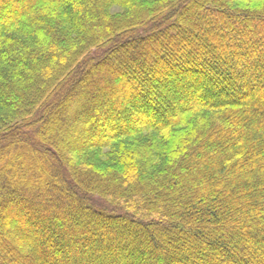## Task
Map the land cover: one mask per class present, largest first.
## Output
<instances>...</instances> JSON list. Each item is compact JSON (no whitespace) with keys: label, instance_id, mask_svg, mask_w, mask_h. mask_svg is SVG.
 <instances>
[{"label":"trees","instance_id":"1","mask_svg":"<svg viewBox=\"0 0 264 264\" xmlns=\"http://www.w3.org/2000/svg\"><path fill=\"white\" fill-rule=\"evenodd\" d=\"M0 264H264V0H0Z\"/></svg>","mask_w":264,"mask_h":264},{"label":"rangeland","instance_id":"2","mask_svg":"<svg viewBox=\"0 0 264 264\" xmlns=\"http://www.w3.org/2000/svg\"><path fill=\"white\" fill-rule=\"evenodd\" d=\"M255 3H258V1L256 2V1H253V2H249L248 4L249 5H254ZM62 134H65V135H67V134H70V132L69 131H67V130H63V132H62ZM72 134V133H71Z\"/></svg>","mask_w":264,"mask_h":264}]
</instances>
